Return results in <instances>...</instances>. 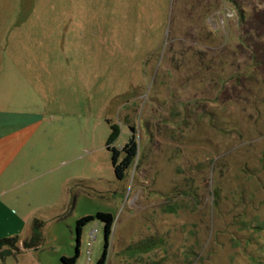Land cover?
Instances as JSON below:
<instances>
[{
  "label": "rangeland",
  "instance_id": "rangeland-1",
  "mask_svg": "<svg viewBox=\"0 0 264 264\" xmlns=\"http://www.w3.org/2000/svg\"><path fill=\"white\" fill-rule=\"evenodd\" d=\"M22 99L43 120L0 264H96L97 214L106 264H264V0H0V107Z\"/></svg>",
  "mask_w": 264,
  "mask_h": 264
},
{
  "label": "crops",
  "instance_id": "crops-1",
  "mask_svg": "<svg viewBox=\"0 0 264 264\" xmlns=\"http://www.w3.org/2000/svg\"><path fill=\"white\" fill-rule=\"evenodd\" d=\"M11 106L0 107V195L10 187L15 188L23 169L16 165L23 149L33 139L35 131L43 120L40 113L29 108ZM24 105V104H23ZM30 105V104H27ZM20 164V161L17 162ZM1 205V203H0Z\"/></svg>",
  "mask_w": 264,
  "mask_h": 264
},
{
  "label": "trees",
  "instance_id": "trees-1",
  "mask_svg": "<svg viewBox=\"0 0 264 264\" xmlns=\"http://www.w3.org/2000/svg\"><path fill=\"white\" fill-rule=\"evenodd\" d=\"M130 131H133L130 129ZM111 151V163L114 170V175L118 180H122L124 178L125 171L132 165L133 161L137 156V144L134 142V137L130 136L128 142L124 145V147L120 150H116L112 148ZM120 156H122L121 160L118 162ZM93 220H98L104 223V246L103 252L100 259L96 264H106L107 259V250H108V239L111 234L113 218L109 214H97L95 218L93 217H84L79 219L76 222V232H77V240L79 241L80 234L82 228L89 222ZM39 234L37 232V227L34 225L32 228V236L29 242H24V249H31L39 247ZM16 239H5L0 241V255H16L20 252V250L16 249ZM79 246V242L77 247ZM78 257V250L76 249V254L72 258L61 257L60 261L62 264H74Z\"/></svg>",
  "mask_w": 264,
  "mask_h": 264
}]
</instances>
